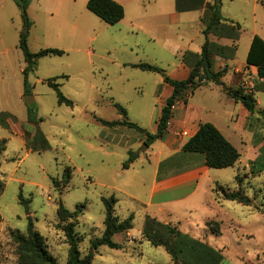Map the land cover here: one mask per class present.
Wrapping results in <instances>:
<instances>
[{"label": "rangeland", "instance_id": "374dc122", "mask_svg": "<svg viewBox=\"0 0 264 264\" xmlns=\"http://www.w3.org/2000/svg\"><path fill=\"white\" fill-rule=\"evenodd\" d=\"M117 1L125 8V17L109 24L87 8L88 0H30L26 25L15 0H0V113L13 114L0 121V143L6 141L0 156V177L5 182L0 195V264H20L11 231L25 233L29 217L49 252L59 264L67 263L69 244L58 216L61 201L72 212L84 203L75 230L82 237V256L86 255L91 241L103 235V198L110 196L118 200L116 215L134 216L133 228L113 237L122 248L99 247L92 264H175L163 246H154L142 233L147 215L156 217L150 212L157 211L156 206H147L155 178L154 147L139 151L144 147V133L123 124L107 126L101 119H128L149 132L157 128L164 105L160 99L164 74L186 49L205 42L206 24L200 20V10L176 18V0ZM45 6L48 13L42 11ZM221 13L242 25L234 62L244 65L253 34L264 37V7L258 0H222ZM22 34L27 35L32 52L64 50L38 59L27 75L28 93ZM140 62L156 65L165 73L131 65ZM54 77L73 106L59 103L55 89L46 82ZM251 81L250 77L247 87L253 90ZM221 94L203 86L191 102L218 108V123L241 152L242 161L214 168L223 172L224 182L214 184L207 193L201 185L198 195L175 207L174 214L163 212L156 218L220 250L221 264H264V88L255 92L260 103L258 112L251 115V130L228 127L236 124L229 114L237 121L240 106L226 99L221 104L217 101ZM27 98L33 100L31 105ZM114 103L126 109L127 118ZM30 112L38 124L29 121ZM211 114L206 111L204 117L211 119ZM37 129L48 139L49 149H33ZM250 146L257 156L247 165ZM67 167L72 178L66 185L62 179ZM238 174L241 180H236ZM239 188L254 204L224 198L223 190ZM210 220L219 222L220 235L211 231Z\"/></svg>", "mask_w": 264, "mask_h": 264}, {"label": "trees", "instance_id": "16d2710c", "mask_svg": "<svg viewBox=\"0 0 264 264\" xmlns=\"http://www.w3.org/2000/svg\"><path fill=\"white\" fill-rule=\"evenodd\" d=\"M264 7V0H258ZM19 5L22 17L26 25H29L30 20L27 13V8L30 0H15ZM176 7L179 11H189L200 8H205L202 16L203 23L206 24L204 33L206 35L205 42L202 45L200 54H194L191 51H186L183 55V60L190 64L191 70L186 79L178 80L164 74V81L169 83L172 88V94L165 100L161 114L157 120V130L151 133L142 128L137 123L123 119L120 121H108L101 119L102 123L107 126L123 124L133 127L146 135L145 142L148 147L156 140L165 136L168 125L172 118L173 106L182 98H186L187 92H193L196 88L206 85L210 82L222 85L227 94L236 102H241L244 107L251 113L258 112V101L256 99L255 90L247 91L239 87L237 89L228 87L222 80V77L227 72V68L215 71L214 55L229 57L228 52L234 53L237 44L232 46L220 45L217 42L209 39V34L217 36H226L238 41L242 32V25L235 22L233 19L226 18L221 13L222 0H176ZM87 8L96 14L99 18L109 24H115L122 20L125 16L124 6L116 0H88ZM20 47L23 50L27 66L24 69L25 74V93L29 92L27 75L37 66L38 59L46 55L63 54L64 50L59 48H43L36 52H32L27 44V35L22 34L20 39ZM246 64L248 66L257 67V75L259 78H264V39L259 35L253 36ZM135 68L146 71L164 72L162 68L140 62L131 64ZM62 77H66L65 75ZM58 77L50 78L46 82L55 89L58 101L60 104L73 106V100L66 97L60 89L61 83L57 82ZM118 110L127 118L126 109L119 103H114ZM3 117H10L9 114L0 113V121ZM29 121L37 123L35 114H29ZM32 146L34 150L43 151L50 148V144L41 129H37L32 137ZM6 149V141L0 143V156ZM184 151L203 153L206 159V165L210 168H227L234 166L241 158L239 149L228 140L225 135L211 122H202L199 124L197 132L183 146ZM133 161L125 163V167H129ZM72 178L70 167H67L64 172L63 182L68 184ZM236 180H241L238 174ZM57 183V181H56ZM222 186V185H220ZM5 187L4 180L0 177V195ZM224 188V186H222ZM224 198L232 201H237L244 205L254 204V199L248 196L242 188L237 190L225 189L222 191ZM22 198V196H21ZM23 200V199H22ZM105 203V230L103 235L96 237L91 241V246L86 255L82 256L80 250V242L82 237L75 230L78 224V212L84 207V203L77 205V210L72 212L67 209L63 202H60L58 207V216L62 222L61 226L66 236V241L69 244L68 259L66 264H92L99 247L107 245L111 248H122V243L114 240V236L118 233L126 234L133 228L134 216L130 215L127 218H121L116 215L117 198L115 196L104 197ZM257 207V206H256ZM264 212V209H263ZM211 231L220 235V225L216 220L207 222ZM142 233L154 246H163L171 255L175 264H221L223 254L220 250L209 245L207 242L191 236L176 226L163 224L156 217L147 215ZM11 238L18 244L20 264H59L57 258L51 254L47 248L46 240L34 226L32 219L29 217L27 231L12 230Z\"/></svg>", "mask_w": 264, "mask_h": 264}, {"label": "crops", "instance_id": "0c3cea01", "mask_svg": "<svg viewBox=\"0 0 264 264\" xmlns=\"http://www.w3.org/2000/svg\"><path fill=\"white\" fill-rule=\"evenodd\" d=\"M37 1L38 3H40V0ZM46 7L47 6L44 7V10H42L43 13L49 12V9ZM195 10L201 11L200 20L203 23L202 16L204 14L205 8L203 7ZM183 12L187 11H179L176 8L174 16L176 18H179L180 13ZM241 36L242 32L240 34V38ZM240 38L238 39V41H234L232 38L226 36L220 37L212 33L209 34V39L211 41L217 42L220 45L232 46L234 43L237 44L234 56L231 52H228L229 57L214 55L213 68L215 71L221 70L225 67L227 68V72L222 77V80L228 87H232L235 89L242 87L247 91H252V89L247 87L251 77V84L254 89L258 90L260 88H264V78L258 77L256 66H248L246 63L244 65H237L234 62ZM262 38L264 39V37ZM252 39L250 41V45ZM203 43H198L193 49H186L184 53L186 51H191L194 54H200ZM183 55L180 58L179 62L174 63L173 67L166 73L174 79L183 80L189 76L191 67L190 64L186 63L183 60ZM162 85L163 92H161L160 94V99L165 103V100L172 94L173 88L169 83L164 81V77ZM203 86H208L211 90L221 91V96H217V101L220 100L221 104L226 99L227 101L240 106V113L238 115L239 117L237 118V121L233 119V114H229L230 120L236 122L235 125L229 124V128L235 130L239 127L243 130H251L253 126V124L250 122L252 114L244 107L241 102H236L232 97H230L224 90L222 85L210 82L206 85L199 86L198 88H201ZM198 88H196L193 92H187L186 98L179 99L176 102L173 107L172 118L168 125L165 136L161 139L156 140L148 148L150 150L151 146L154 147L153 149H155V154L157 155L155 178L152 183L150 199L147 201L148 207H157L156 212H150L156 217H158L159 214L163 212L164 214H174L177 210L175 209V207H180L181 204L186 203V201L189 200L192 196L198 195L201 185L204 184L206 189L205 193H207L208 190H213L214 184L218 182H224V180L221 178L223 172H218L217 170L214 171V168L208 167L206 165V159L203 153L188 152L183 150L184 144L193 135H195L199 124L202 122L213 123L225 135L223 128L218 123L221 117L219 116L218 108H216V110L215 108L209 109L205 105L203 106L191 102V98ZM259 103L260 102L258 101V104ZM206 111L214 113L211 114V119H207L204 117ZM2 113L9 114V118L13 117V114L8 111H3ZM156 130L157 128L153 129L151 133H155ZM225 137L230 140L227 135H225ZM145 139L146 135L144 138V142ZM246 153L248 160L247 165H249L251 160H253L254 157L257 156V151H253V146H250ZM239 161H242V154ZM202 200L203 198L201 199V201ZM206 202V200L203 201V203L208 204Z\"/></svg>", "mask_w": 264, "mask_h": 264}, {"label": "water", "instance_id": "95a60500", "mask_svg": "<svg viewBox=\"0 0 264 264\" xmlns=\"http://www.w3.org/2000/svg\"><path fill=\"white\" fill-rule=\"evenodd\" d=\"M33 103V100L27 98V104L31 105ZM148 147V144L145 142L144 143V147L143 148H140L139 151L143 150L144 148H147Z\"/></svg>", "mask_w": 264, "mask_h": 264}, {"label": "built area", "instance_id": "2783aa9c", "mask_svg": "<svg viewBox=\"0 0 264 264\" xmlns=\"http://www.w3.org/2000/svg\"><path fill=\"white\" fill-rule=\"evenodd\" d=\"M176 104V103H175ZM174 107V106H173ZM186 133V132H185Z\"/></svg>", "mask_w": 264, "mask_h": 264}]
</instances>
